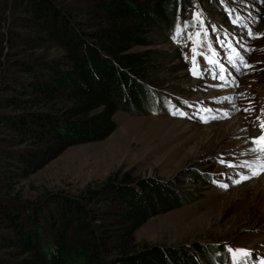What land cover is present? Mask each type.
Masks as SVG:
<instances>
[{"label": "trees", "instance_id": "trees-1", "mask_svg": "<svg viewBox=\"0 0 264 264\" xmlns=\"http://www.w3.org/2000/svg\"><path fill=\"white\" fill-rule=\"evenodd\" d=\"M260 2L0 0V264H231L227 254L212 259V247L136 243L147 220L194 201L185 179L125 174L79 198L36 203L11 185L69 147L104 141L116 112L166 114L151 85L156 33L176 44L190 10L210 5L228 26Z\"/></svg>", "mask_w": 264, "mask_h": 264}, {"label": "rangeland", "instance_id": "rangeland-1", "mask_svg": "<svg viewBox=\"0 0 264 264\" xmlns=\"http://www.w3.org/2000/svg\"><path fill=\"white\" fill-rule=\"evenodd\" d=\"M240 10L236 24L227 26L206 6L199 11L195 31L184 27L176 44L154 35L158 68L151 74V85L165 96L161 99L171 113L116 112L115 130L104 141L69 147L27 179L14 180L12 189L36 203L79 198L86 189L125 174L165 184L185 179L189 186L182 185V191L193 194L194 201L147 220L134 235L136 243L190 250L212 245L244 248L250 255L238 262L259 264L264 258V195H252L256 183L249 181L257 176L251 171L255 153L249 151V136L260 134L256 117L264 119V6L260 2ZM198 31V41L188 39ZM250 31L257 35L249 36ZM241 57L251 67L243 66ZM194 64L197 76L189 71ZM220 65L224 80L217 78ZM238 120L249 125L243 136L234 129ZM195 173L203 180L196 183ZM242 175L248 179L233 183ZM172 186L181 191L179 185Z\"/></svg>", "mask_w": 264, "mask_h": 264}, {"label": "snow or ice", "instance_id": "snow-or-ice-1", "mask_svg": "<svg viewBox=\"0 0 264 264\" xmlns=\"http://www.w3.org/2000/svg\"><path fill=\"white\" fill-rule=\"evenodd\" d=\"M193 16V19H200L201 17V13H198V12H193L192 14ZM201 24L203 23L202 20H200ZM232 23H236L235 20L232 21ZM184 27H187V22H184ZM180 34H181V25L178 23L176 25V31L173 33V35L171 36V39L173 40V42H178L179 41V37H180ZM249 36H253V35H257V34H254L252 33L251 31L248 33ZM200 35L201 33L198 31V32H195V33H189L188 34V39L191 40V41H198L199 38H200ZM260 35H264V34H260ZM230 47V45H229ZM247 50V49H246ZM192 51L193 53L195 54L196 52V48L193 47L192 48ZM187 59V57H186ZM230 62H232V58L230 57L229 58ZM195 61V55L193 56V62ZM210 63H216L215 61H210ZM240 63L245 66V67H251L250 65H247L246 61H244L243 57L240 58ZM220 69H221V72L220 74L217 76L218 79H221V80H224V66L223 65H220ZM190 73L193 75V76H197L199 73L196 71L195 69V64L192 68L189 69ZM237 71H239V68H237ZM231 73H229L230 75ZM225 84H227V81H225ZM224 85H220V87H223ZM252 109L250 108H246L244 109L245 112H249L251 111ZM208 111V110H206ZM261 113L262 115H264V108L261 109ZM180 115H185V113H180ZM215 118V117H213ZM201 120L202 122H207V120H205L203 117H201ZM256 120L259 121V128H260V134L259 135H250L249 136V140H250V143L252 145V147H250L249 151L252 152V153H257V152H260V153H264V119H261V116H257L256 117ZM255 126V125H254ZM223 163V161H221ZM229 167H234L233 165L229 164L228 165ZM259 171H264V164H262L260 166V170ZM259 171H257L256 169H253L252 170V175L253 176H256L259 174ZM244 179H248L247 176H244L242 175L240 177V180H233V183H240L241 180H244ZM215 183V181H214ZM219 187L221 188H224V189H227L228 185L227 184H219L218 185ZM227 247V246H226ZM227 252L231 254L232 256V261H233V264H238V259L239 257H244V258H247L249 255H250V252L247 250V249H244V248H236V249H233L231 247H227ZM259 264H264V258H261L259 260Z\"/></svg>", "mask_w": 264, "mask_h": 264}, {"label": "bare ground", "instance_id": "bare-ground-1", "mask_svg": "<svg viewBox=\"0 0 264 264\" xmlns=\"http://www.w3.org/2000/svg\"><path fill=\"white\" fill-rule=\"evenodd\" d=\"M247 124H245L242 120H238L234 126V129L236 132H240L241 130V136H243V132L246 130L247 128ZM238 129V130H237ZM251 129V128H250ZM249 131V130H248ZM254 132V131H253ZM251 133V132H250ZM246 134V133H245ZM247 147V146H246ZM245 150V149H244ZM242 154V153H241ZM250 154V153H249ZM245 156V155H243ZM253 159H252V162L255 163L254 165V168L253 169H256L257 171L260 170V166L262 164H264V155L263 153H260V152H257L255 153V155H253ZM237 157V156H236ZM249 157V156H248ZM251 157V156H250ZM241 159V158H239ZM245 159V158H244ZM242 160V159H241ZM252 171V170H251ZM257 177L255 179H252L251 181H249L250 184H255V187L253 188L252 190V195H254L255 197H253L254 199L258 198L259 196H262L264 195V171H259V174L256 175ZM263 206L264 208V199L263 201L261 202V207Z\"/></svg>", "mask_w": 264, "mask_h": 264}]
</instances>
